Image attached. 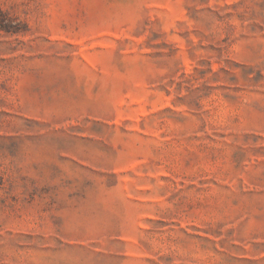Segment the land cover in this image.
Segmentation results:
<instances>
[{
  "label": "rangeland",
  "instance_id": "1",
  "mask_svg": "<svg viewBox=\"0 0 264 264\" xmlns=\"http://www.w3.org/2000/svg\"><path fill=\"white\" fill-rule=\"evenodd\" d=\"M0 264H264V0H0Z\"/></svg>",
  "mask_w": 264,
  "mask_h": 264
}]
</instances>
